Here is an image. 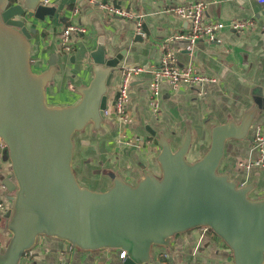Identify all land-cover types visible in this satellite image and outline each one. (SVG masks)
Segmentation results:
<instances>
[{"label": "water", "instance_id": "obj_1", "mask_svg": "<svg viewBox=\"0 0 264 264\" xmlns=\"http://www.w3.org/2000/svg\"><path fill=\"white\" fill-rule=\"evenodd\" d=\"M39 2L0 0V138L11 166V177L0 181L10 202L4 218L11 234L0 247V264H18L39 235L82 250H123L121 264H145L153 246L168 247L175 234L201 226L227 245L233 264H263L264 196L250 198L252 183L237 185L219 171L226 140L245 139L252 114L212 127L207 150L194 161L186 157L189 136L176 149L157 138L159 175L147 171L132 185L103 168L111 180L107 189L81 185L72 166L73 135L89 123H110L104 114L108 87L125 50L113 53L102 36L93 50L84 47L81 64L90 59L93 77L80 98L47 104L45 87L54 71H33L29 40L36 28L28 23L52 18L57 7Z\"/></svg>", "mask_w": 264, "mask_h": 264}, {"label": "crops", "instance_id": "obj_2", "mask_svg": "<svg viewBox=\"0 0 264 264\" xmlns=\"http://www.w3.org/2000/svg\"><path fill=\"white\" fill-rule=\"evenodd\" d=\"M102 1L120 5L138 16L140 27L137 19L135 22L103 13L97 5ZM195 1L198 0H96L94 3L60 0V5L65 7L59 12V5L57 7L50 0V5H55L58 12L52 18L32 19L28 23L29 27L36 28L29 40L33 71H46L50 56H56L57 69L45 87L49 105H69L80 98V88L93 77L90 59L81 64L82 50L85 45L87 51L93 50L100 36L113 53L125 50L108 87L107 106L110 109L120 83L121 69L133 65L158 66L165 43L174 51L180 67L192 65L198 72L216 79L203 86L176 89L161 82L159 111L153 113L148 103V74L133 77L128 88L130 123L122 124L110 116V123L102 122L98 128L89 123L73 135L72 166L81 185L94 190L107 189L111 180L101 173L103 168L113 170L132 185L147 171L159 175L157 135L169 140L173 149L189 136L191 142L186 157L194 161L207 150L212 127L229 119L238 124L251 113L247 137L226 140L219 171L228 172L237 185L252 183L250 198L264 196V160L263 165L248 170L240 166L241 162L258 155L252 144L256 128L264 133V2L202 0L207 3L204 20L222 22L225 26L218 32L220 42L200 38L189 45L184 38H173L187 33L188 21L166 11V7ZM69 5L78 9L72 10L70 18L64 14ZM240 19H253V25L241 32L231 29L230 23ZM69 22L82 24L86 33L71 34L73 50L64 53L58 47V35ZM146 125L156 132L155 136L146 131ZM135 137L146 141L143 147L127 140ZM4 155L2 150L0 181L11 177L10 162ZM79 176L85 183L80 182ZM5 195V187L0 184V201L7 210L10 202ZM5 224L6 218L0 217V247H4L11 236ZM120 251L82 250L64 240L39 235L18 264H121ZM145 264H233V258L231 250L212 231L201 233L195 228L175 234L168 247L153 246L150 260Z\"/></svg>", "mask_w": 264, "mask_h": 264}, {"label": "built area", "instance_id": "obj_3", "mask_svg": "<svg viewBox=\"0 0 264 264\" xmlns=\"http://www.w3.org/2000/svg\"><path fill=\"white\" fill-rule=\"evenodd\" d=\"M91 3L96 2V0H88ZM263 3L264 0H258ZM42 5H50V0H40ZM101 11L110 16H117L123 19H129L135 21L138 16H135L132 12L125 9L120 5H114L109 2H99L97 3ZM207 7V3L202 0H198L192 3L186 4H169L166 7V11L171 12L182 19L188 21V31L184 35H175L173 38H184L188 41L189 45L195 43L198 39L204 38L209 41L220 42L218 38V32L225 26L222 22L216 21H205L203 14ZM74 11H77L75 8ZM137 19L136 24L140 27V23ZM253 25V19H240L230 23V28L241 32L249 29ZM138 27V28H139ZM84 34L86 33V28L80 23L69 22L63 26L58 35V47L60 51L64 53H70L73 50V44L71 39V34ZM163 51L159 60V65H150L145 67L142 65L126 66L120 71V83L116 89V94L111 105V109L106 107L104 109V114L108 118L110 116L115 117L120 123L128 124L131 122V116L129 115L127 105L129 100L128 88L133 77L141 74H148V103L150 110L153 113L159 111L160 103V83L166 82L172 88L176 89L179 87H192V86H203L210 82H215L216 79L213 76L203 74L197 71V69L192 65H187L180 67L177 64V58L170 49V47L165 43L162 47ZM136 145L143 147L145 140L135 137L130 140ZM253 147L258 151V155L255 159L244 161L240 163L244 169L248 170L252 166L263 165L264 160V133L257 127L252 138ZM6 144L0 138V152L4 150ZM5 204L0 201V217L4 218ZM201 233L210 232L211 230L207 226L199 227ZM121 259L125 258V251L121 250L119 253Z\"/></svg>", "mask_w": 264, "mask_h": 264}, {"label": "rangeland", "instance_id": "obj_4", "mask_svg": "<svg viewBox=\"0 0 264 264\" xmlns=\"http://www.w3.org/2000/svg\"><path fill=\"white\" fill-rule=\"evenodd\" d=\"M53 3L55 4V5H57V7H58V5H59V12L62 10V8L63 7H65V5H60V0H53ZM76 7H74L73 9H72V6L71 5H69V6H67L66 8H65V11H64V14H65V16L66 17H71L72 16V10H74ZM77 9V8H76ZM78 10V9H77ZM56 12H58V9L56 10ZM85 48H86V50H87V46L85 45L84 46ZM79 48H81L80 46H79ZM87 52V51H86ZM56 69H57V64L55 63L54 65H48V69L47 70H49V71H56ZM158 136L159 135H157L156 136V138H158ZM76 161H78V165L79 164H81V161L80 160H76ZM190 161V160H189ZM77 163V162H76ZM89 172H91L90 170H89ZM98 174H100V171H98L97 172ZM79 178H80V182H82V183H85V180H83L82 178H81V176H79ZM98 190V189H97ZM99 191H101V190H99Z\"/></svg>", "mask_w": 264, "mask_h": 264}, {"label": "trees", "instance_id": "obj_5", "mask_svg": "<svg viewBox=\"0 0 264 264\" xmlns=\"http://www.w3.org/2000/svg\"><path fill=\"white\" fill-rule=\"evenodd\" d=\"M15 0H9V3H12V2H14Z\"/></svg>", "mask_w": 264, "mask_h": 264}, {"label": "flooded vegetation", "instance_id": "obj_6", "mask_svg": "<svg viewBox=\"0 0 264 264\" xmlns=\"http://www.w3.org/2000/svg\"><path fill=\"white\" fill-rule=\"evenodd\" d=\"M94 190V189H93ZM97 191H99V190H97ZM103 191V190H102Z\"/></svg>", "mask_w": 264, "mask_h": 264}]
</instances>
